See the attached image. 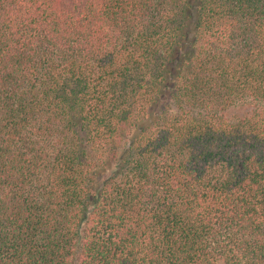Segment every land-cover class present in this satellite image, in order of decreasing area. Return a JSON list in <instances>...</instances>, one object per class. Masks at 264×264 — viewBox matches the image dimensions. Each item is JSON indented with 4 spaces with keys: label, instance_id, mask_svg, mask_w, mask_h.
<instances>
[{
    "label": "trees",
    "instance_id": "16d2710c",
    "mask_svg": "<svg viewBox=\"0 0 264 264\" xmlns=\"http://www.w3.org/2000/svg\"><path fill=\"white\" fill-rule=\"evenodd\" d=\"M0 264H264V0H0Z\"/></svg>",
    "mask_w": 264,
    "mask_h": 264
}]
</instances>
